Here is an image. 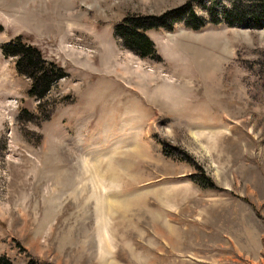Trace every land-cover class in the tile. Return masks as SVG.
Listing matches in <instances>:
<instances>
[{
  "label": "rangeland",
  "instance_id": "obj_1",
  "mask_svg": "<svg viewBox=\"0 0 264 264\" xmlns=\"http://www.w3.org/2000/svg\"><path fill=\"white\" fill-rule=\"evenodd\" d=\"M189 1L207 24L171 14L146 31L155 58L115 33ZM230 8L0 0V257L264 264V24L216 23ZM18 38L67 73L44 100L3 53Z\"/></svg>",
  "mask_w": 264,
  "mask_h": 264
},
{
  "label": "trees",
  "instance_id": "obj_2",
  "mask_svg": "<svg viewBox=\"0 0 264 264\" xmlns=\"http://www.w3.org/2000/svg\"><path fill=\"white\" fill-rule=\"evenodd\" d=\"M215 10L210 8L209 15H214ZM179 13V21L184 16L189 18L187 26L192 30H199L207 23L203 18L198 17L189 1L181 9L167 13L162 17H126L117 25L115 33L123 39L125 47L135 54L144 58H155L157 51L154 43L149 39L146 31L166 27L165 22L171 14ZM216 19V23L225 20L230 25H243L248 28L259 29L264 24V0H232V8L224 9ZM167 22H169L167 20ZM174 28V27H172ZM3 53L7 57H16V68L31 80L28 94L37 99L44 100L51 92L54 84L67 77V73L56 62L47 61L41 52L33 46H26L20 38L5 43L2 46ZM205 179H203L204 181ZM208 180V179H206ZM205 180V182H206ZM0 264H13L5 256L0 257ZM28 264H38L30 262Z\"/></svg>",
  "mask_w": 264,
  "mask_h": 264
}]
</instances>
